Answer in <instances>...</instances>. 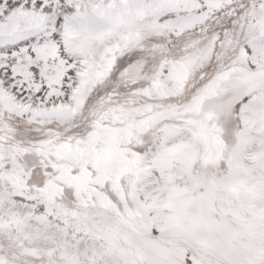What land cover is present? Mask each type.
Wrapping results in <instances>:
<instances>
[{
    "label": "snow or ice",
    "instance_id": "snow-or-ice-1",
    "mask_svg": "<svg viewBox=\"0 0 264 264\" xmlns=\"http://www.w3.org/2000/svg\"><path fill=\"white\" fill-rule=\"evenodd\" d=\"M0 264H264V0H0Z\"/></svg>",
    "mask_w": 264,
    "mask_h": 264
}]
</instances>
